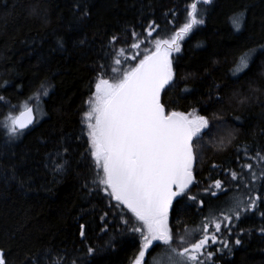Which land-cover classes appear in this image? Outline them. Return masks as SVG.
Instances as JSON below:
<instances>
[{"label":"trees","instance_id":"1","mask_svg":"<svg viewBox=\"0 0 264 264\" xmlns=\"http://www.w3.org/2000/svg\"><path fill=\"white\" fill-rule=\"evenodd\" d=\"M193 3L204 23L184 36L180 51L171 54L173 81L162 91L161 100L169 112H195L211 122L191 188V194L205 203L200 208L187 197H177L169 213L170 227L179 234L185 226L195 229L211 211L219 216L220 209L226 210L232 196L245 201L253 194L264 198L261 183L257 182L255 193L243 185L235 188L236 182L224 172H239L242 163H252L260 172L256 161L243 153L245 146L252 156L257 150L264 153V0H212L208 5L200 0H0V249L8 264H24L26 257L52 264L57 255L64 256L63 264L74 259L76 264L134 263L140 237L121 223V216L131 213L95 190V185L90 184L91 194L84 187L95 170L90 154L82 156L89 147L83 116L100 65L111 64L105 52L114 55L124 48L125 56H131L137 51L130 48L137 42L135 32L142 58L154 49L156 39H170L187 22ZM34 7L38 14L32 12ZM85 8L89 16L81 19ZM240 13L244 19L236 30L232 18ZM152 23L156 30L148 37L145 29ZM112 36L118 40L110 43ZM61 38L63 49L57 45ZM80 39L86 44L80 45ZM251 50L255 51L249 66L236 72L239 59ZM137 62L129 60L122 68ZM108 72L111 75L110 68ZM26 106L33 108L35 118L36 113L40 116L39 122L35 119L18 138H9L6 118ZM229 131L235 141L217 149ZM64 148L69 163L57 174L53 162L57 150L63 153ZM216 179L225 181L227 188L219 198L203 191ZM105 212L107 223L101 219ZM262 214L264 199L255 211L243 214L230 235L222 234L230 251L217 252L222 246L211 245L215 264H264ZM49 251L51 257L45 259ZM159 251L153 248L146 255L149 264Z\"/></svg>","mask_w":264,"mask_h":264},{"label":"snow or ice","instance_id":"2","mask_svg":"<svg viewBox=\"0 0 264 264\" xmlns=\"http://www.w3.org/2000/svg\"><path fill=\"white\" fill-rule=\"evenodd\" d=\"M211 2L200 0L204 5ZM197 8V3L191 4L187 22L170 39H156L154 51H145L142 58H139L141 54L138 51L140 37L135 32L132 35L137 42H133L130 48L137 51L131 56H125L124 48L115 50L114 55L106 51L105 59H111V64L100 65L95 90L87 101L88 110L83 116L89 147L82 156L90 154L95 170V175L84 187L91 194L93 188L90 184L95 185V190L103 192L131 213V217L127 218L122 215L121 223L126 230L138 233L140 237V248L134 264H149L145 258L153 248H160V251L152 264H215V253L209 250L211 245L219 243L222 246L216 249L217 252L222 249L230 251L229 241L223 239L222 234L230 235L243 214L255 211L258 201L264 199L255 194L249 196L247 201L240 196H232L226 204V210L220 209L219 216L213 214L214 210L211 211L205 216L202 225L195 229L190 230L185 226L181 235L170 227L169 211L177 197H187L188 201L200 208L205 203L198 195L191 194V188L195 183V165L205 148L204 137L211 131V122L195 112H169L161 100L162 90L173 81L171 54L180 51L179 41L184 36L195 26L204 23L202 18H198ZM32 12L38 14L35 7ZM88 16L89 12L85 8L80 18ZM243 19V13L232 18L236 30L241 28ZM155 30L154 23L145 29L148 37ZM117 40V36H112L110 43ZM78 43L85 45L86 40L80 39ZM57 45L64 48L62 38L57 40ZM254 51L244 53L236 72L249 66ZM129 60L138 62L130 68H122V64ZM6 119L10 122L5 125L9 138H18L35 123L33 109L27 106L19 116L10 115ZM235 139L234 133L229 131L227 136L220 138L216 148L223 149L233 144ZM239 151L238 145V164ZM67 153V148L63 149V153L57 150V158L53 162L57 174L66 170L69 163ZM243 154L247 160L256 161V166L260 168L259 174L252 163L239 164V172L229 169H224V172L231 181L236 182L235 188L243 185L255 193L257 182L264 187V153L257 150L252 156L245 146ZM212 167L215 169L217 165L213 164ZM12 178L16 179L15 171ZM20 183L23 186L24 181ZM225 183L216 179L203 191L219 198L220 194L227 192ZM106 216L107 212L101 217L105 223ZM132 218L135 223H131ZM80 235L85 236L83 224L80 225ZM235 243L239 245L240 239ZM93 252L94 249L89 247L88 253ZM50 257V251L46 252L45 259ZM63 260V255H57L52 258V264H56V261L63 264ZM0 264H8L3 249H0ZM24 264H39V260L26 257ZM72 264H76L75 259Z\"/></svg>","mask_w":264,"mask_h":264},{"label":"rangeland","instance_id":"3","mask_svg":"<svg viewBox=\"0 0 264 264\" xmlns=\"http://www.w3.org/2000/svg\"><path fill=\"white\" fill-rule=\"evenodd\" d=\"M239 61H240V59H239ZM239 61H238V63H237V66H238V64H239ZM235 70H236V69H235ZM234 72H235V71H234ZM94 90H95V85H94ZM94 90H93V92H94ZM93 92H92V93H93ZM92 93L90 94V97H91ZM89 99H90V98H88V100H89ZM88 100H87V101H88ZM87 110H88V104H87ZM87 110H86V111H87ZM39 117H40V116L36 113V122H39V120H40ZM84 125H85V127H86V123H85V122H84ZM86 131H87V127H86ZM182 234H183V233H182ZM182 234H181V235H182ZM152 261H153V260H152ZM132 264H133V263H132Z\"/></svg>","mask_w":264,"mask_h":264},{"label":"water","instance_id":"4","mask_svg":"<svg viewBox=\"0 0 264 264\" xmlns=\"http://www.w3.org/2000/svg\"><path fill=\"white\" fill-rule=\"evenodd\" d=\"M154 51V50H153ZM167 87V86H166ZM163 91V90H162ZM28 107H30V108H32L31 106H28ZM25 109H23L22 111H20L16 116H19L20 115V113L21 112H23ZM34 113V112H33ZM34 118H35V116H34ZM34 125V124H33ZM33 125H30L27 129H25V130H28L29 128H31ZM170 212V211H169Z\"/></svg>","mask_w":264,"mask_h":264}]
</instances>
